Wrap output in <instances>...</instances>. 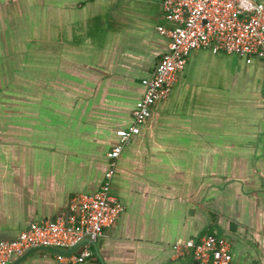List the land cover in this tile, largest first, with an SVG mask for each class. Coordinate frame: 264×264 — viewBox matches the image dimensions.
<instances>
[{"label":"crops","instance_id":"0c3cea01","mask_svg":"<svg viewBox=\"0 0 264 264\" xmlns=\"http://www.w3.org/2000/svg\"><path fill=\"white\" fill-rule=\"evenodd\" d=\"M161 3L0 0V239L99 189L115 130L168 52ZM179 74L122 147L110 194L124 210L89 264H195L172 243L204 233L227 239L234 263L264 264V61L199 49Z\"/></svg>","mask_w":264,"mask_h":264},{"label":"built area","instance_id":"2783aa9c","mask_svg":"<svg viewBox=\"0 0 264 264\" xmlns=\"http://www.w3.org/2000/svg\"><path fill=\"white\" fill-rule=\"evenodd\" d=\"M161 9L163 18L175 25L171 29L158 27L170 39L168 52L159 58L153 75L142 79L145 91L133 109L132 124L115 130L120 143L107 153L110 167L99 189L73 198L69 214L33 222L15 240L0 239V264H9L30 250L50 248H76L70 255H59L61 264H89L93 243L105 227H115L124 210L110 194L122 147L138 133L154 103L170 95L188 54L201 49L214 55L243 56L248 63L254 58L264 61L262 0H162ZM172 245L176 258L188 255L195 264H236L230 242L211 233Z\"/></svg>","mask_w":264,"mask_h":264},{"label":"water","instance_id":"95a60500","mask_svg":"<svg viewBox=\"0 0 264 264\" xmlns=\"http://www.w3.org/2000/svg\"><path fill=\"white\" fill-rule=\"evenodd\" d=\"M49 250H51V251H53V252H56V253H59V254H61V255H70V254H72L75 250H76V248L75 249H71V250H69V251H62V250H58V249H49Z\"/></svg>","mask_w":264,"mask_h":264}]
</instances>
